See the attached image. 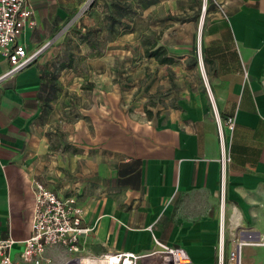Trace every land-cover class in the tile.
<instances>
[{"label": "crops", "instance_id": "crops-1", "mask_svg": "<svg viewBox=\"0 0 264 264\" xmlns=\"http://www.w3.org/2000/svg\"><path fill=\"white\" fill-rule=\"evenodd\" d=\"M86 1L30 0L37 24L19 41L34 61L7 74L0 55L1 236H30L35 181L78 197L90 228L81 245L94 253L147 252L156 236L196 264H217L220 224L226 252L240 226L264 236V0H212L201 29L207 84L141 120L117 97L98 111L95 129V113L84 109L74 136L83 150L67 146L61 158L52 130L64 94L43 110L42 67L52 58L41 53Z\"/></svg>", "mask_w": 264, "mask_h": 264}, {"label": "rangeland", "instance_id": "rangeland-1", "mask_svg": "<svg viewBox=\"0 0 264 264\" xmlns=\"http://www.w3.org/2000/svg\"><path fill=\"white\" fill-rule=\"evenodd\" d=\"M148 1L87 0L63 23L53 50L41 53L46 59L59 55L66 62L72 60L64 73H58L64 95L52 132L59 138L61 158L67 157V146L76 154L83 150L85 140L75 141L74 136L76 121L88 116L84 109L95 113L89 116L95 129L98 111L104 107L109 111L117 97L122 109L141 120L148 110L158 115L165 106H173L183 90L207 84L201 29L212 0H150L152 4L147 5ZM114 2L131 10L112 31L107 17L109 9L115 10ZM79 32L90 34L97 49ZM161 46L175 63L161 64L146 55L147 49ZM82 163L78 161L79 167ZM243 250V264H264V247L245 246Z\"/></svg>", "mask_w": 264, "mask_h": 264}, {"label": "built area", "instance_id": "built-area-1", "mask_svg": "<svg viewBox=\"0 0 264 264\" xmlns=\"http://www.w3.org/2000/svg\"><path fill=\"white\" fill-rule=\"evenodd\" d=\"M30 0H0V55L6 57L13 74L35 59L19 37L37 22ZM233 127V120L229 118ZM223 148V177L230 160ZM35 207L31 234L24 240L2 237L0 264H196L187 250L167 244L153 236L154 245L147 252L118 250L104 253L88 251L81 238L90 232L84 225V208L76 195H60L41 181L34 182ZM21 249L16 251V245ZM226 252L223 224H220L217 264H243L245 246H264V236L240 226Z\"/></svg>", "mask_w": 264, "mask_h": 264}, {"label": "trees", "instance_id": "trees-1", "mask_svg": "<svg viewBox=\"0 0 264 264\" xmlns=\"http://www.w3.org/2000/svg\"><path fill=\"white\" fill-rule=\"evenodd\" d=\"M147 4V2H146ZM115 7V10L109 9L107 19L109 20V28L113 31L117 23L121 21L122 16L127 15L131 10L129 5L119 4L118 2H114L112 4ZM111 8V5H110ZM81 37L85 42H88L89 45L96 50L97 46L93 38L90 34H83L79 32ZM146 55L148 57L156 58L161 64H173L176 62V59L168 53V51L163 47H157L155 49H147ZM60 56L52 58L42 67V75H41V98L43 101V110L45 111L50 104V101L55 99L58 93L61 91V88L58 84V73L66 67H70L72 65V60H62L59 58ZM153 112L148 110V117H152Z\"/></svg>", "mask_w": 264, "mask_h": 264}, {"label": "water", "instance_id": "water-1", "mask_svg": "<svg viewBox=\"0 0 264 264\" xmlns=\"http://www.w3.org/2000/svg\"><path fill=\"white\" fill-rule=\"evenodd\" d=\"M33 61H34V60H33ZM33 61H32V62H33ZM30 63H31V62H30ZM30 63H29V64H30ZM29 64H28V65H29Z\"/></svg>", "mask_w": 264, "mask_h": 264}]
</instances>
